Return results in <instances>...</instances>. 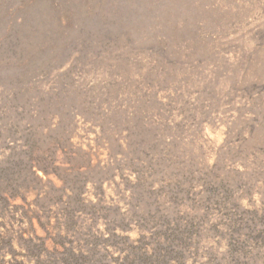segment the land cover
<instances>
[{
	"label": "rangeland",
	"instance_id": "rangeland-1",
	"mask_svg": "<svg viewBox=\"0 0 264 264\" xmlns=\"http://www.w3.org/2000/svg\"><path fill=\"white\" fill-rule=\"evenodd\" d=\"M0 264H264V0H0Z\"/></svg>",
	"mask_w": 264,
	"mask_h": 264
},
{
	"label": "clouds",
	"instance_id": "clouds-1",
	"mask_svg": "<svg viewBox=\"0 0 264 264\" xmlns=\"http://www.w3.org/2000/svg\"><path fill=\"white\" fill-rule=\"evenodd\" d=\"M53 179H55V178L53 177ZM57 183H59V181H57ZM131 235H135V233H131Z\"/></svg>",
	"mask_w": 264,
	"mask_h": 264
}]
</instances>
